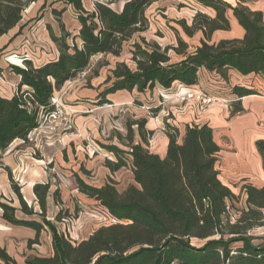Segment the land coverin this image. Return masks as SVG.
I'll return each mask as SVG.
<instances>
[{
	"label": "trees",
	"instance_id": "obj_1",
	"mask_svg": "<svg viewBox=\"0 0 264 264\" xmlns=\"http://www.w3.org/2000/svg\"><path fill=\"white\" fill-rule=\"evenodd\" d=\"M33 1L0 0V35L20 21L23 10ZM62 1L71 6L79 23L72 37L79 43L67 42L71 33L59 19L64 9L54 10L60 34L54 35L49 25L47 29L58 56L41 65H33L29 59H23L22 66L9 65L19 81L10 97L0 94V158L14 140L27 141V135L38 126L39 113L50 108L53 92L87 69L92 55L119 56L124 43L147 30L146 9L157 0H124L119 10L109 6L114 0L93 1L91 10L82 0ZM199 1L213 10V15L197 12L190 24L184 20L178 23L188 37L199 31L200 44L188 52V43L179 35L175 46L163 48L144 38L132 41L133 67L124 61L114 63L104 80L105 87L97 93L99 104L110 103L107 95L118 90L139 94L156 86L169 88L173 82L198 84L200 72H205L214 81L223 82L227 97L217 98L228 99L229 115L243 111L241 98L257 92L250 83L232 82L231 77L251 80L256 75L264 76L263 13L240 1L235 5L225 0ZM229 10L243 35L212 40L214 31L229 29ZM169 49L182 58L170 61ZM160 110L159 106L151 107L150 114ZM145 123L146 119H140L126 125V147L104 145L112 155L105 159V166L111 172L129 168L133 183L119 190L109 176L102 184L92 185L75 175L78 191L93 198L114 220L78 241L68 238L46 218L49 182L32 186L40 208L35 212L22 199L10 170L4 167L20 210L39 216V220L19 219L13 206L0 201L2 218L33 228L36 237L30 242L37 241L41 230L50 233L51 254L28 256L25 264H264V237L256 241L250 233L264 225V184L241 186L244 207L234 217L230 207L237 196L219 178L215 164L220 148L212 128L206 123L187 124L180 138L177 126L165 119L163 130L168 142L165 155L160 157L148 148L152 130L146 129ZM134 130L139 138L136 142ZM255 148L264 172V139L256 140ZM52 197L56 205H61L59 191H53ZM61 209L55 213L56 221L67 217ZM0 264H17L3 247Z\"/></svg>",
	"mask_w": 264,
	"mask_h": 264
},
{
	"label": "rangeland",
	"instance_id": "obj_2",
	"mask_svg": "<svg viewBox=\"0 0 264 264\" xmlns=\"http://www.w3.org/2000/svg\"><path fill=\"white\" fill-rule=\"evenodd\" d=\"M86 9L92 8L90 0H82ZM113 1V0H112ZM123 0H114L112 8L118 9ZM235 3V0H228ZM243 5H246L252 9H262L264 11V0H238ZM54 5H61L58 1L54 2ZM47 5L43 8H39L35 11L33 19L39 20L28 28L32 27L34 34L27 40H23L19 51L12 52L9 55L0 52V61L3 63L5 69L0 71V90L6 89L9 92L10 87L14 89L12 84L13 75L10 74V70L7 66L10 64H23V59H31L37 61L40 56L46 51V55L52 52L49 41L43 39L39 33H46L44 23L40 17L45 20H49L54 28L56 23L49 15ZM205 13L207 15H213V10L206 8L199 0H157L152 3L146 9V15L148 17L147 30L135 34L132 38L124 43L122 51L119 56H112L109 54L100 55L97 60L89 66L88 71L83 77L76 79L71 83H64L56 92L61 100L62 114L61 122L58 126L53 128V122L46 121L43 123L32 135L31 140H27L25 143L20 141L21 153L30 154L34 161L40 159V154L43 148L46 149L48 154H58L59 158L56 161V156L53 157L51 163L44 161V171L48 175L49 182V194L46 199V215L49 220L55 224L59 231H63L68 238L72 236L76 241L82 237H86L88 233L96 229L101 225H106L107 220L104 219L103 210L98 206L96 202L83 196L78 192H73L72 189L75 186L74 175L78 174L80 177L87 178L95 183L102 184L106 178L107 170L105 167L106 155H109L108 151L104 148V145L117 144L124 148L122 144H126L127 131L126 125L133 120L146 119L152 123H156L157 127L163 125V119L170 117L169 107L173 101L179 103L175 97L174 92L160 93L153 88L143 92L142 95H132V99L129 101L115 100L110 103H98L97 93L102 90L106 84L104 80L110 75V69L117 61H124L129 66L133 67V63L130 59V50L132 41H141L144 38L147 42H156L162 48L165 46H175L176 37L181 36L187 43V51H193L194 46L199 45V37L201 33L195 32L193 36L188 37L182 31L178 21L184 20L187 24H190L193 16L197 13ZM28 13V10L24 12ZM229 18L230 13L228 12ZM62 19L65 27L70 31L71 36L67 38L68 43L75 41L79 43L78 38H72L75 35V29L73 26L77 23L71 10H67L63 13ZM30 21V20H29ZM239 26L229 27V30H216L213 32L211 39L215 41V38L239 34ZM168 54L170 61L175 62L182 58V55L175 53L172 49H169ZM37 59V60H36ZM239 79V78H237ZM247 80V78H246ZM200 83L208 95H212V101L208 107L214 103L222 101L221 98L227 97V92L224 90L223 82L214 81L205 72H200ZM234 81V79H232ZM248 83V82H247ZM200 87V88H201ZM202 88V89H203ZM259 89V88H258ZM263 88H260L262 90ZM95 90V91H94ZM206 94V93H205ZM228 101V99H227ZM225 102L228 106V102ZM185 103H198L197 100H190L187 102L179 103L184 105ZM200 106H203L199 103ZM159 106L161 110L155 114H148L151 107ZM136 109V110H135ZM65 123V124H64ZM65 125H70L68 129H63ZM136 129V127L132 128ZM58 141V146H47V141ZM138 139V135L134 130L133 140ZM52 144V143H51ZM50 145V144H49ZM63 145V146H62ZM93 151V153H91ZM29 157V155H27ZM222 156V154L220 155ZM33 162V160H32ZM35 168V166H33ZM23 169L12 175L14 183L18 185L19 193L22 199L28 206H36V197L27 201L24 194L20 192L23 186ZM225 173L222 174V180L226 183L231 191L237 196L236 199L231 201L230 211L235 217L239 209L244 207L245 195L241 186L246 183H241L244 179H230L225 178ZM127 176H122L120 179L124 180V185H118V189L122 190L129 183L127 182ZM41 179V178H39ZM47 179V178H46ZM42 180L40 182H45ZM38 182V181H37ZM116 182V181H115ZM254 182L260 183L259 178ZM117 184L119 182H116ZM34 184V183H33ZM250 184V183H249ZM59 191V197H61V205H56L52 193L53 191ZM33 192V191H32ZM74 193V195L72 194ZM16 200L18 197L16 193L13 196ZM26 199V200H25ZM54 204V205H53ZM56 206V207H54ZM62 208V209H61ZM58 209L65 210L67 213L66 218L62 221H56L54 219L55 213ZM48 210V211H47ZM77 215V216H76ZM34 218L36 215L32 216ZM250 233L256 237V241H260L264 237V225L253 228ZM70 235V236H69ZM194 244H200L199 241L193 240ZM50 244L49 232H43L40 235L38 244H34L31 248L32 254L43 255Z\"/></svg>",
	"mask_w": 264,
	"mask_h": 264
},
{
	"label": "crops",
	"instance_id": "obj_3",
	"mask_svg": "<svg viewBox=\"0 0 264 264\" xmlns=\"http://www.w3.org/2000/svg\"><path fill=\"white\" fill-rule=\"evenodd\" d=\"M56 1H58L61 5H54V2ZM225 1L229 2L232 5H235L238 2V0H235V3H232L228 0ZM123 2L124 0L121 2L119 8L116 10H119L121 8ZM45 5L49 6L48 13L55 21L56 28H54V26L48 19L45 20L43 19V17L42 18L40 17V19L42 20L40 22L44 23L46 33L44 35L43 33H39V35H41L43 39L49 41V45L52 52L46 55V51H44L45 50L44 49L42 51L44 53V56L41 55L39 60L37 59H36L37 61L31 59L29 60L32 62L33 65H41L49 60L55 59L58 56L57 47L50 38L47 25L50 26L51 31L53 32L54 35L58 36L60 34L58 21L56 15L54 14L55 12L53 11L54 10L60 11L64 9L62 10L59 16V19L61 20L63 25H64L62 19L63 13L67 10L72 11L71 6H65L62 0H35L31 2L23 10L20 21L15 26L7 30V32L0 35V52L5 53V55H9L12 52H16L17 50L19 51V48L22 46L21 43L23 42V40H27V38H30L31 35L34 34L32 27L28 28V26L32 25L33 22L35 23L36 21H39L33 19V17L35 16L34 14L35 11L39 8V6L43 8ZM26 10H28L27 14L24 13ZM261 11L263 13V18H264V11L262 9ZM228 12L230 13L231 16L229 18L230 28L239 26L240 28L239 34L236 37L233 35H226L215 38V40H218L220 38H239L243 35L244 31L242 27L237 23L236 19L232 16L231 11L229 10ZM75 21L77 23L73 27L75 29V33H77V30L79 28V23L76 18ZM65 29L68 30L66 27ZM10 65L22 66L23 64L19 63V64H10ZM1 69H5V67L3 63L0 61V71H2ZM7 69L10 70L9 65L7 66ZM10 74L13 75L12 80L10 81H12L13 86H15L19 81V76L14 74L12 71L10 72ZM232 79H234V81H232ZM231 81L240 82V83L248 82L250 83L251 87L257 92V94L247 95L241 98L240 101L243 108L242 112L230 116L228 113V106L224 102L225 101L224 99H222V101H219V99H217L218 101L216 103L208 107L200 106L199 103H185L184 105H180L176 101H173L172 105L169 107V112L171 113V115L170 117L164 118L163 121L167 119V121L176 125L179 131L180 138L183 135L185 126L187 124H191V123L208 124L212 128L214 140L216 141V143L220 148L217 155V161L215 164L216 169L219 171L220 180L223 182L222 174L225 173L227 175L225 176V178H230V179L236 178V180L244 179L243 181H241V183L248 182L254 186L259 187L264 184V172L262 170L260 157L255 148V141L258 139H264V76L256 75L251 80H246L238 75H233L231 77ZM201 86H202L201 83L193 84V85H184L179 82H173L169 88H162L160 86H156L155 89L158 90L160 93L163 92L169 93L174 91L176 92L178 90L182 92L186 90H190V91L197 90L204 92ZM260 88L263 89L260 90ZM57 90L53 92V95L57 93L56 92ZM12 92H13V88L11 87L9 92H7L6 89H4L3 91L0 90V94L6 97H10L12 95ZM134 92L135 91L128 92L126 90H118L114 93L108 94L107 99H109L110 102L111 101L113 102L115 100L129 101L130 99H132V95L134 94ZM136 94L138 93L136 92ZM142 94L143 93H139V95ZM151 121L152 118H150V120H146L145 123V128L148 130H152V135H151L152 145L149 147V150L152 153L158 154L160 157H163L166 153L168 137L166 136L165 131L163 130V125L157 127V125H155L156 123L154 122L151 125ZM138 139L134 141L136 142L138 141ZM58 141L60 140L59 139L55 141L52 140V142L47 141L46 145L58 146L59 144ZM19 144H20V140L16 139L12 143H10L8 147H6L1 153L0 201L13 206L16 209L15 215L19 219L39 220V216L36 215V217L38 218H34L32 217L34 215L24 214L20 210L19 200H16L13 197L15 192L11 188L9 175L4 167H7L10 170L11 175L23 169L24 180L20 192L24 194L27 201L30 202L34 196L32 194L33 183H36L37 181L40 182L42 180H46L45 182H48L47 181L48 175L46 174V171H44V166L42 164L44 163V161H46L48 164L51 163L54 156H56V161H57L59 155L54 154L53 156V154H48L46 149L43 148V151L40 154L41 156L40 159L34 161L33 157H30V154H28V152L27 154L21 153L22 150L20 149ZM122 145H124L123 147H126V144H122ZM221 154L222 156H220ZM27 155H29V157ZM33 166H35V168ZM106 170H107V175L109 177H111L116 182H119L117 186L124 185V180L120 179L123 175L128 177L127 178L128 183H133L132 172L129 168L122 167L116 171L111 172L106 167ZM81 178L89 184L100 185L99 184L100 182L95 183L94 181L89 180L87 178L84 177ZM258 178L260 180V183L254 182V180ZM74 181H75V175H74ZM224 184L227 185L226 183ZM72 191L78 192L83 196L87 197L88 199H91L94 202H96L93 198H90L85 194H83L82 192L78 191L76 181ZM72 194L74 195V193ZM37 208L38 209H36V206H34L35 212H38L40 210L38 204H37ZM54 210L55 209H53V213L56 212ZM46 218L49 220V217L47 215ZM45 231L48 232L47 230H41L39 232L36 242H30L36 237L35 230L25 225H16L7 222L5 219L2 218V209L0 207V247H3L6 250V252L15 259L17 264H25V259L28 256L40 255V254H32L31 248L34 244L39 243L40 235ZM91 232L88 233V235H90ZM86 237H82L80 238V240ZM51 252H52L51 244H49V247L46 249L45 253L42 256L50 255Z\"/></svg>",
	"mask_w": 264,
	"mask_h": 264
},
{
	"label": "built area",
	"instance_id": "obj_4",
	"mask_svg": "<svg viewBox=\"0 0 264 264\" xmlns=\"http://www.w3.org/2000/svg\"><path fill=\"white\" fill-rule=\"evenodd\" d=\"M91 4L93 1H100L103 2L104 0H90ZM109 6H111V4H109ZM100 55H92L90 57V63L89 66L94 63L97 58ZM89 66L87 69L79 72L76 74V76L72 79L67 80L65 83H71L73 81H75L76 79L83 77L84 74L88 71ZM175 97L178 99L179 103H183V102H187L190 100H197L198 103H201L203 106H207L209 105V103L212 101L211 96L205 94L202 91H197V90H186V91H176L175 92ZM226 102V101H224ZM49 104H50V108L46 111H41L39 113V117H38V126L32 130L28 135H27V140H31V135L46 121L52 123L53 122V128H55L56 126H58L61 122V114H62V104H61V100L59 99V96L57 95H52L49 99ZM148 114H150V112H148ZM65 124V123H64ZM70 127V125H65L63 129H68ZM21 142H23L22 140H20ZM148 148L152 145V137H149L148 139ZM91 153H93V151H91ZM108 158H112V155L109 154L107 155ZM103 215H104V219L108 221L107 224L114 222V220L107 214L106 211L103 210ZM70 236V235H69ZM71 240H75L72 236H70Z\"/></svg>",
	"mask_w": 264,
	"mask_h": 264
}]
</instances>
